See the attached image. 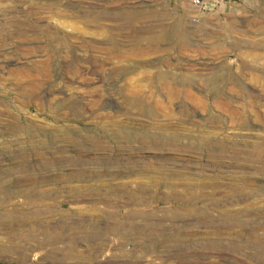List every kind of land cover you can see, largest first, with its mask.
Here are the masks:
<instances>
[{
  "label": "rangeland",
  "instance_id": "rangeland-1",
  "mask_svg": "<svg viewBox=\"0 0 264 264\" xmlns=\"http://www.w3.org/2000/svg\"><path fill=\"white\" fill-rule=\"evenodd\" d=\"M199 1L0 0V264H264V0Z\"/></svg>",
  "mask_w": 264,
  "mask_h": 264
},
{
  "label": "bare ground",
  "instance_id": "bare-ground-1",
  "mask_svg": "<svg viewBox=\"0 0 264 264\" xmlns=\"http://www.w3.org/2000/svg\"><path fill=\"white\" fill-rule=\"evenodd\" d=\"M109 14V13H108ZM132 14V16L134 17L135 15H137L138 17H144L143 15H145L146 14V11H134L133 13H131ZM96 15H97V18H99L100 17V15H99V12H97L96 13ZM101 18V17H100ZM99 18V19H100ZM146 33V32H145ZM115 40V39H114ZM92 43V42H91ZM118 58V57H117ZM119 59V58H118ZM118 63V62H117ZM107 65V64H106ZM115 65V64H114ZM98 68H100V69H102L103 68V64H98V66H97ZM115 68V67H114ZM111 69V68H110ZM103 71V70H102ZM121 125V124H120ZM130 127H131V125H130ZM139 128V127H138ZM146 133V132H145ZM145 135V134H144ZM179 137V136H178ZM162 139V138H161ZM173 139V141H166L164 144H157V143H152L153 145H146L147 147H149L150 149H152V150H160L161 152L162 151H164V152H167V151H169V152H177V153H189L190 152V146L189 145H187V146H185V145H183V144H178L177 143V139H175V138H172ZM201 141V140H200ZM155 142V141H154ZM162 142H163V140H162ZM146 144V143H145ZM200 144V143H199ZM152 146H154V147H152ZM34 148V147H33ZM32 148V149H33ZM36 148V147H35ZM148 148V149H149ZM36 149H38V148H36ZM257 155V154H256ZM255 161V160H254ZM255 163V162H254ZM148 171H151V172H153L154 173V170H149V168H147L146 169V172H148ZM85 172V171H84ZM157 173V172H156ZM172 175V174H171ZM174 175V174H173ZM77 176V177H76ZM110 176V175H109ZM117 175H114V176H110V177H112V178H117L116 177ZM58 177V176H57ZM99 177V176H98ZM167 177V176H166ZM186 176L183 174V173H180L179 174V179H184ZM194 177V176H193ZM83 177L82 176H79V175H75V176H72L71 178H70V181L71 180H81ZM86 178V177H85ZM100 178V177H99ZM189 178V176H187V179ZM168 180H169V178H167ZM137 180V179H136ZM26 183V182H25ZM39 184V183H38ZM145 186V185H144ZM242 187V186H241ZM144 188V187H143ZM245 188V187H244ZM95 189V188H94ZM124 189H125V187H124ZM136 189H138L137 191H139V192H141V193H143V195H145V191H148V190H145L144 191V189H141V188H137L136 187ZM146 189V188H145ZM129 190V189H128ZM91 191H93V190H91ZM107 197H106V200H103V202H104V206L105 207H107V208H111V209H114V210H116V211H119L120 209H121V205H120V201H119V199H116L115 201L117 202V203H115V204H111V202L109 201V196H115L116 198L118 197V196H120L121 197V195H122V193L123 194H126V196L128 197V199H127V201L129 202V203H132V204H134V205H146L147 203H149L148 202V199L147 198H144V196L141 198V199H139V198H135V196H134V193L133 192H131V191H127L126 189L125 190H119V189H116V188H111V189H109L107 192ZM95 194V197L96 196H98V194L97 193H94ZM101 194V193H100ZM99 194V195H100ZM35 197V196H34ZM242 197H243V192L242 191H237L236 193H235V198L236 199H242ZM15 198V197H14ZM14 198H10V199H8V200H5V203H1V208H4V206H5V204L6 203H9L12 199H14ZM114 198V197H113ZM98 198H95V200H94V202L95 203H98L99 201H101V200H97ZM121 200V199H120ZM176 201H177V199H175ZM239 200V201H240ZM180 201V200H179ZM124 206V205H123ZM80 212H76V214H79ZM62 214H64V213H62ZM66 214V213H65ZM68 214H70V213H68ZM131 214H138V213H131ZM234 215V214H233ZM239 215H241L242 216V214H239ZM248 215V214H247ZM231 216V215H230ZM229 217V216H228ZM227 217V218H228ZM236 217V216H235ZM131 219H133L134 218V216H131L130 217ZM224 218V217H223ZM232 218V217H231ZM237 218V217H236ZM145 219H147V218H145ZM229 219V218H228ZM227 219V220H228ZM226 220V219H225ZM113 221V220H112ZM224 222V221H223ZM120 222L119 221H116L115 220V222L113 223V225H109L108 226V228H110L111 230H113L114 232H116L117 230H119L118 228H120V224H119ZM130 223V222H129ZM133 223V222H132ZM172 223H173V220H172ZM210 224V223H209ZM148 223H146L145 222V224H143L142 225V227H144V228H146V227H148ZM221 225V227L220 228H231V227H241L242 225L239 223V221L237 220V219H235V218H232V219H229L228 221H225L224 223H222V224H220ZM79 226V225H78ZM212 226V225H211ZM72 227V226H71ZM242 227H244V226H242ZM38 228H40V227H38ZM107 228V229H108ZM256 228H258V227H256ZM41 229V228H40ZM40 229H38V230H40ZM259 229V228H258ZM216 230H218V229H216ZM251 231H253V229L251 230ZM34 232V231H33ZM33 235V234H32ZM35 236V235H34ZM254 236V235H253ZM260 240V239H259Z\"/></svg>",
  "mask_w": 264,
  "mask_h": 264
},
{
  "label": "crops",
  "instance_id": "crops-1",
  "mask_svg": "<svg viewBox=\"0 0 264 264\" xmlns=\"http://www.w3.org/2000/svg\"><path fill=\"white\" fill-rule=\"evenodd\" d=\"M213 2L215 3L214 7H221L223 4H227V2L223 0H216V1L213 0ZM251 9H254V7H252Z\"/></svg>",
  "mask_w": 264,
  "mask_h": 264
},
{
  "label": "built area",
  "instance_id": "built-area-1",
  "mask_svg": "<svg viewBox=\"0 0 264 264\" xmlns=\"http://www.w3.org/2000/svg\"><path fill=\"white\" fill-rule=\"evenodd\" d=\"M193 4L196 7H199L202 3L199 0H193Z\"/></svg>",
  "mask_w": 264,
  "mask_h": 264
}]
</instances>
